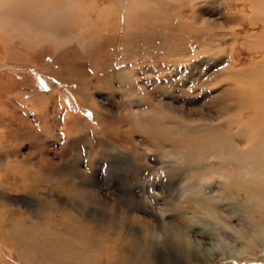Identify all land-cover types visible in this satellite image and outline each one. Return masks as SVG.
<instances>
[{"label": "rangeland", "instance_id": "rangeland-1", "mask_svg": "<svg viewBox=\"0 0 264 264\" xmlns=\"http://www.w3.org/2000/svg\"><path fill=\"white\" fill-rule=\"evenodd\" d=\"M259 1L0 0V264H23L6 247V227L13 233L18 223L47 227L52 249L43 256L58 262L83 248L101 264H198L161 241L139 255L124 228L134 217L151 228L169 220L181 195L162 189L172 149L164 128L217 113L229 53L243 61L254 46L229 40L228 21L258 29L248 18L261 17ZM189 231L206 246L217 237L206 222ZM63 239L82 248L72 252ZM257 248L212 264H264V245Z\"/></svg>", "mask_w": 264, "mask_h": 264}, {"label": "bare ground", "instance_id": "bare-ground-1", "mask_svg": "<svg viewBox=\"0 0 264 264\" xmlns=\"http://www.w3.org/2000/svg\"><path fill=\"white\" fill-rule=\"evenodd\" d=\"M201 1L207 4V1L221 0ZM258 14H252L248 18L249 22L260 23L250 24L252 28L258 26V29L251 30L253 32L248 29L247 24L246 27L236 29L239 25L232 24V20L228 21L229 33L225 35L230 36L229 40L242 37L248 41L254 40V46L245 49L248 54H244L247 57L243 61L242 52L229 53V67L220 71L216 83L221 88L218 94L222 93L227 97L218 105L217 113L212 115L208 112L195 120L197 123L194 126H187L186 122L177 119L167 122L164 128L166 137L161 136L162 142L169 143L172 149L165 155L166 161L162 163V171L168 176L167 180H162V189L177 188L174 194L181 195V199L168 205L170 221L160 220L151 228L142 218L134 217L133 226L124 228L125 238L122 239L138 243L141 246L139 255H149L150 252L146 249L149 242L161 241L162 244H170L169 250H174L185 258H192L198 264H212L219 259H227L233 250L238 251L239 255H254L258 245H264V12L260 14L261 17ZM242 18L240 14L238 19ZM224 45V42H218L217 46L221 49ZM223 52L222 58L225 59L228 51ZM236 63L250 67L239 68ZM157 146L164 148L162 144ZM174 178L177 179V184L168 180ZM116 210L118 212L117 208ZM199 222L210 224L215 231L212 234L217 237L213 238L212 245L206 246L193 240L194 234L189 228ZM241 224L242 227L239 228ZM1 225L8 226L5 223ZM19 228L27 232H21ZM46 228L42 229L37 225L21 226L18 223L17 230L12 233L6 227L9 230L6 247L14 249L11 253L17 256L16 261L23 264H101L93 259V255L87 254L82 246L74 245V241L72 243L68 239L62 241L71 246L72 252L82 248L78 254L73 252L72 255H77L75 259L65 260L67 262L63 263L50 259L51 255L43 256L47 250L52 249L51 244L47 243ZM1 230L0 227V233ZM49 236L50 234L48 238ZM21 242L22 247L19 245ZM123 248L116 247L114 255L120 254ZM261 251L263 250H258ZM110 254L113 255V251Z\"/></svg>", "mask_w": 264, "mask_h": 264}, {"label": "snow or ice", "instance_id": "snow-or-ice-1", "mask_svg": "<svg viewBox=\"0 0 264 264\" xmlns=\"http://www.w3.org/2000/svg\"><path fill=\"white\" fill-rule=\"evenodd\" d=\"M89 115H91V114H89Z\"/></svg>", "mask_w": 264, "mask_h": 264}]
</instances>
